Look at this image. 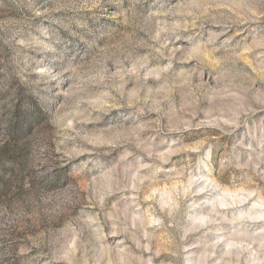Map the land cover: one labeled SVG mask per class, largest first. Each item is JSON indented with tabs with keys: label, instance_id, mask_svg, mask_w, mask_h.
<instances>
[{
	"label": "rangeland",
	"instance_id": "rangeland-1",
	"mask_svg": "<svg viewBox=\"0 0 264 264\" xmlns=\"http://www.w3.org/2000/svg\"><path fill=\"white\" fill-rule=\"evenodd\" d=\"M0 264H264V0H0Z\"/></svg>",
	"mask_w": 264,
	"mask_h": 264
}]
</instances>
